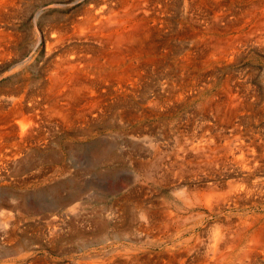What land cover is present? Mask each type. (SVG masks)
<instances>
[{"label":"rangeland","instance_id":"374dc122","mask_svg":"<svg viewBox=\"0 0 264 264\" xmlns=\"http://www.w3.org/2000/svg\"><path fill=\"white\" fill-rule=\"evenodd\" d=\"M85 1L63 0L47 2L46 0H18L15 2L14 0H6L3 10L0 12V29L6 28L3 35L0 34V38H2L0 43L3 44L0 48H4L6 51L12 50L11 60L9 59L6 64H0V89L18 85L25 86L26 84L28 89H32L35 94L33 96L36 97V102H38L33 111L37 115L33 120L32 134L23 137L24 139H13V142H10V147L14 152L13 160H7L8 163L4 161L0 163V202H6L8 199L13 200V212L15 215V236H12L9 240H5L4 237L0 236V264H123L125 258L132 257L131 255L138 256L139 264H143L145 260L149 261L147 264H177L178 262H174V260L169 261V257L165 256L164 252L169 246H172V243L174 250L179 247L184 249L178 250V256L183 257L184 264H195L192 258L196 257V250L199 251L201 258L204 256L209 258L211 254H207V252L211 246V236H213L211 233H215L216 224L218 225L216 222H220V219L229 218L230 220L232 219L233 223H237V221L240 222L244 218L260 217L264 221V185L257 187L258 189L247 195L246 198L243 197V199L238 201L239 203L225 208L224 212L211 214L206 211L202 216L203 218L199 219L202 221H199L194 214L195 219L192 217L193 220L190 219L188 225L196 224V233L200 235V238H202L201 234H203L204 238L201 239L202 242L200 240L199 246L196 244L194 245L195 247L191 248L194 242L189 247L186 246L187 248L183 247V245L180 246L178 242L181 239L176 236L168 244L162 246L152 245L148 241L149 238L146 239L148 236L145 237V234L131 230L136 224L140 223L138 217H136L135 226L133 223L132 227L130 226L131 229H127L131 234H124L127 231L124 230L125 225L123 222L125 223L127 214H130L131 200L147 195L146 197L149 199H146L150 202L158 203L159 201V203H162L163 198L172 197V195L170 189L168 190L167 187L162 188L152 181L146 186L142 177L137 176V165L141 164L143 160L150 159L153 150L161 147L165 151L159 166L161 169L154 168L152 173L166 171L167 173L170 172L169 174L171 175L170 165L172 162L173 169L176 171L175 164L177 165L182 161L177 159L180 161L178 162L174 159L177 149L176 144L180 143L179 145H182L181 136V139L188 140L187 142L183 141L186 147V145L195 144L193 141H196V144L201 142L203 138L216 139L217 136L224 138L225 133L227 137L225 136L224 139H221L219 144L224 148L219 153L220 156H227V152L230 150L227 151L226 144H229V142L236 143V146L239 144L238 147H241L245 154L249 152L248 156L252 158L251 161L258 158L251 164L257 162L259 167L261 165V170H258L250 177V185L255 180H264V162L261 159L259 160V155L262 154L261 148L264 145V116L254 118V121L252 120L249 123L250 129L248 130L245 129V122L242 121L241 125L238 119L235 120L239 125L238 128H233L226 126V123L218 124L219 120L215 114L210 113L201 106V103L221 86L224 77L229 74L235 76L246 74L250 76L253 86L259 87L260 73L264 68V48L253 44H249L250 47L244 45V49L241 47V51H246V54L250 56H244L238 62L218 70L216 72L218 80L216 84L211 89L204 90L201 94L197 93L198 95H191L189 98L184 97L180 100L173 98L171 102H165L162 98L160 102L162 105L160 104L154 109L155 107L153 105L150 106L148 100L146 101L142 97L143 94H146V96L148 94L144 90V86V88L141 87V91L137 93L138 95L130 96L126 100L124 99L125 101H123V98H117L115 94L110 96L112 99L106 97L104 104L106 103L110 106H107L103 114L100 115L98 113L95 117L90 118L89 123L81 122L69 128L62 127L56 122L57 120L55 121L53 116L43 112L44 110L46 111L47 106H50L49 103L51 104V100L46 95V89H48L46 83L49 73L54 70V65L59 60V54L63 51L72 50L79 52H89L91 49L92 51L105 50L97 40L93 41L94 39L91 37L87 39L85 34H82L85 28L78 18H81L82 14L80 11L83 8L81 5ZM108 1L110 2V0ZM238 5L241 6V4ZM117 6L119 11L122 5L117 4ZM139 13L141 14V12ZM212 15H214V12L209 10L203 16V19L202 17L200 18L201 22L208 18L207 23H209ZM161 18L163 21L159 24L157 23V25L162 26H155L152 35L153 42L156 41L155 46L158 44V48L156 47L155 51H159L157 52L161 57L159 58L161 66L156 67L157 73L147 77V83L145 82L147 84L146 88L150 87L151 89L159 86L157 76L163 69L162 67L168 65L167 68H172L173 66L174 74V64L177 63L180 55L187 51L196 52L197 50L201 51L209 48L200 47L198 49L196 47L197 34L199 32L187 39H184L186 38L184 34L182 36L178 32L177 28L180 22L182 25H198L197 22L195 23V20H198V13L185 12L182 0H171L168 2L167 13L162 15ZM58 22L64 24L62 30L58 31L59 28L56 29L57 31L50 29L51 23ZM196 25L194 27L198 28ZM204 26L206 27L207 25ZM210 30L204 29L203 31L206 35H213L214 39L219 37L221 40H223L224 35L225 38L226 36L227 38H233L239 32L234 27L228 28L227 31L221 33H214ZM38 32L40 33L38 34ZM217 85L218 87H216ZM2 95H4L3 90L0 92V97ZM26 113L29 114L28 112ZM90 121L93 122L91 123ZM35 123L36 126H34ZM205 125H207L206 128ZM204 133L208 135L206 134L205 136ZM259 144L262 145L258 147ZM155 145L159 147L154 148ZM99 146L111 148L110 159L104 162L94 160L93 151ZM247 146L249 147L247 148ZM187 154L194 155L191 151L187 152ZM235 154L238 155L239 153L235 152ZM255 154L256 156H254ZM229 155L227 161H218V163L235 161L231 159L233 155ZM189 156L192 157L191 155ZM17 162L19 166H14ZM174 170L172 174L173 180L176 177ZM230 178L227 177L225 180ZM74 186L82 187L80 194L73 202L77 204L80 202V206L78 205L75 212H71L66 209V206L69 202L67 200L69 194L75 190L73 189ZM54 187H58V189L55 191ZM145 188L148 194L145 192ZM175 194L173 190V196ZM0 208V212L7 209L3 205ZM173 208H175L174 205ZM96 225H98V228ZM237 227L233 226L232 229ZM213 229L214 231H212ZM184 236L188 237L190 235L185 233L183 238ZM177 244L179 247L176 246ZM189 248L192 250L190 251ZM118 252L119 254H117ZM235 262L237 263L238 261L236 260ZM263 263L264 261L260 262V264ZM222 264H226V262L224 261Z\"/></svg>","mask_w":264,"mask_h":264},{"label":"bare ground","instance_id":"6f19581e","mask_svg":"<svg viewBox=\"0 0 264 264\" xmlns=\"http://www.w3.org/2000/svg\"><path fill=\"white\" fill-rule=\"evenodd\" d=\"M5 1L6 0H0V12L3 10ZM14 1L16 2L18 0ZM46 1L55 2L63 0ZM170 1L171 0H110L109 2L108 0H86L85 3L81 5L83 7L81 8L82 12L78 9L82 14L80 16L81 18L78 19L81 20L85 28L82 34H85L87 39L91 37L94 39L93 41L97 40L105 50L92 51L91 49L89 52H79L71 49L72 51H63L59 54V60L56 62V65H54V70L49 73L46 83L48 85L46 95L49 100H51V104L49 103V107L46 105L47 109L43 112L53 116L55 121L57 120L56 122L62 127L69 128L81 122L89 123L88 121L90 118L95 117L98 113H100V115L104 113L109 105L106 103L104 104V101L110 98L111 95L113 96L115 94L117 98H123V101H125L130 96H135L141 91V87L144 88V86V90H146L148 94L147 96L143 94L142 97L145 98L146 101L148 100V104L150 106L153 105L155 107L154 109H156L161 104L162 98L165 102H171L173 98L175 100H180L184 97L189 98L191 95L197 93L201 94L204 90L211 89L216 84V81H218L216 73L218 70L232 65L238 62L242 57L248 55L246 51H241V47L244 45L250 47L249 44H253L264 48V0H182L185 12L190 11L198 13V20H195V23L197 22L198 25L194 24L198 26V28L194 27V25H182L180 22L177 28L178 32L182 34V36L184 34L186 37L184 39L191 38L195 33L199 32L197 34L196 47L198 49L200 47H209L210 49L197 50L198 52L187 51L183 55H180L177 63L174 64V74L173 66L172 68H167L168 65L165 64L166 66L162 67L163 69L159 75L157 74L159 84L158 87L156 86L157 90L156 88H146L147 77L156 74V67L159 65L161 66V61L159 59L161 57L158 54L159 51H155L158 44L155 46L156 41L153 42L152 35L155 26H162L157 25V23L159 24L163 21L161 16L167 13V3ZM117 4L122 5L119 11L117 9ZM238 4H241V6ZM209 10L214 12V15L210 17L212 19L209 23H207L208 18L201 22L200 18L202 17L203 19V16L206 15ZM139 12H141V14ZM204 25L207 26L205 27ZM62 26L64 27V24H60L59 22L54 24L51 23L50 29L56 30L59 28L58 31H60L62 30ZM78 26L80 27V25ZM218 27H220V29H218ZM232 27L237 28L239 32L236 34L235 31L236 36H233V38H227V36L225 38L224 35L225 39L223 38V40L217 35L218 38L214 39V37H212L213 35H206L203 31L204 29H207V31L211 29L210 31L214 33H221ZM5 29L6 28L0 29V34L3 35ZM6 33L8 34V32ZM39 33L40 32H38V34ZM182 36L180 35V37ZM0 40L2 42V38H0ZM1 46H3L2 43H0V47ZM263 48L261 49L263 50ZM11 52L12 50L6 51L4 48H0V64H6L10 59ZM260 74L259 87L253 86L250 76L246 74L239 76L229 74L225 76L222 83L220 82L221 86L219 85L220 87L216 89L210 97L205 99V101L201 103V106L206 108L210 113L215 114L219 120L218 124L226 123V126L238 128L239 125L235 121L238 119L240 124L242 121L245 122V129H250L248 125L252 120L254 121V118L264 116V68ZM216 87H218V85ZM2 90L4 95L0 97V163H3V161L7 162V160L11 159L13 160L14 152L10 147V142L13 139H21L32 134L33 120L37 115L35 112L33 113V111L38 105L35 99L36 97L33 96L34 93L32 89H28L26 84L25 86L18 85L11 88L0 89V92ZM149 97L150 99H148ZM28 101H30V103H28ZM16 117L19 119L17 120ZM218 124L216 125L218 126ZM34 126H36V123ZM206 126L207 125H205V128ZM225 136L224 133L223 137L225 138ZM221 137L222 136H217L216 139L203 138L201 141L202 143L198 142L200 144H196V141H193L195 144L191 146L186 145L185 147V143L183 144L185 140L184 138L181 139V136L180 140H183L182 145H179L180 143H178L179 146L176 144L177 149L174 159H181L182 161L177 165L175 164L174 167L177 169L176 171L173 169L172 162L170 165L171 175L169 174L170 172L167 173L166 171H156L154 174L152 173V169L154 168L161 169L159 166L165 155V151L162 150L161 147L156 148L159 146L155 145L154 148L156 149L153 150L151 158L143 160L141 164L137 165V176L139 175V177H142L146 186L152 181L162 188L167 187L168 190H171L172 197L163 198L162 203H159V201L158 203H154L153 201L150 202L148 200L149 198L146 197L147 195L136 200H131V211L130 214L128 213L130 216L127 214L128 218L125 217V223L123 222L125 225L124 230L127 231V229H131L130 226L132 227L133 223L135 226L136 217H138L140 223L138 225L136 224L131 230H135L140 234H145V237L148 236L146 239L149 238L148 241L152 243V245L157 244L162 246L168 244L173 241L172 239L176 236L181 239L178 242L180 246L183 245V247L187 248L186 246L189 247L192 242L194 243L191 248L195 247L194 245L196 244L199 246L200 240L204 237L202 236L203 234H201L202 238H200V235L196 233V224L188 225L190 219L193 220L196 216L199 220L206 211H209L211 214L222 212L225 208L239 203L238 201L243 199V197L246 198L247 195L252 194L254 190L258 189L257 187L263 186L264 180H253L254 182L252 185L249 183L250 177L258 170H261V165L259 167L257 162L251 164V162H254L258 158L255 157L257 159L251 161L252 158L248 156L249 152L245 154L244 150L238 147L239 144L236 146L234 142L226 144L227 151L230 150L227 152V156H220L219 153L224 149L219 145L221 142L220 140L224 139ZM262 144L257 146L260 147ZM151 146L153 147V145ZM248 147L249 146H247V148ZM263 147L261 148L262 154L259 155V160L261 159L262 162H264ZM110 151V147H96L93 151L94 160L97 162H104L110 159ZM190 151L194 153V155L187 154V152L189 153ZM235 152L239 154L236 155ZM229 154L233 155H231V159L235 161L218 163V161H227L230 156ZM254 156H256V154ZM18 164L17 162L14 166ZM173 170L176 176L174 180L172 175ZM227 177L231 178L225 180ZM81 188L82 187L74 186L73 189L75 190H73L67 198L69 202L67 203L66 209L71 212H75L78 205L80 206V202L79 204L73 202L80 194ZM57 189L58 187H54L55 191ZM173 190L176 193L174 196ZM145 192L147 193L146 188ZM12 201L13 200L8 199L6 202H0V206L3 205V207L5 206L7 208L0 212V236L4 237L5 240H9L12 236H15V215ZM173 205L175 208H173ZM225 219H220V222H216L218 225L216 224L217 227L215 226V231L214 229L212 230L215 233H211V235H213L211 236V246L207 252V254L209 253L211 255L209 258L203 255L205 258H201L199 256V251L196 250V257L192 258L195 264H222L224 261L226 264H260V262L264 261V221H262L260 217L244 218L240 220V222L237 221V223H233L232 219L230 220L227 218L226 221ZM233 226L238 227L232 229ZM96 227L98 228V225H96ZM185 233H189L190 236H184L183 238ZM124 234L129 235L131 233L127 231L124 232ZM178 244L176 245L177 247H179ZM179 249L184 250L181 247L175 248L174 250L172 243V246H169L166 250L164 248L165 256L167 255L169 257H167L169 261L174 260V262H178L177 264H184L183 257L178 256ZM191 250L192 249H190V251ZM117 254H119V252ZM181 254H183V252H181ZM159 255L161 256V254ZM131 256L132 257L125 258L123 264H139L138 256ZM236 260L238 261L237 263L235 262ZM121 261L123 262V260ZM148 262V260H145L143 264H147Z\"/></svg>","mask_w":264,"mask_h":264}]
</instances>
